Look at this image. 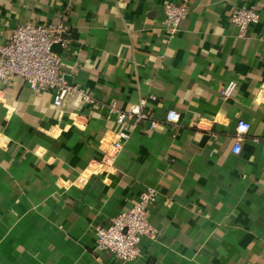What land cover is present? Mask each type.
<instances>
[{
  "label": "crops",
  "instance_id": "1",
  "mask_svg": "<svg viewBox=\"0 0 264 264\" xmlns=\"http://www.w3.org/2000/svg\"><path fill=\"white\" fill-rule=\"evenodd\" d=\"M168 2L190 8L174 36ZM253 4L241 35L231 12ZM27 22L65 23L61 70L95 102L0 80V264H264V0H0V44ZM142 99L157 126L131 119L113 153L119 112ZM147 186L142 256L95 249Z\"/></svg>",
  "mask_w": 264,
  "mask_h": 264
},
{
  "label": "built area",
  "instance_id": "2",
  "mask_svg": "<svg viewBox=\"0 0 264 264\" xmlns=\"http://www.w3.org/2000/svg\"><path fill=\"white\" fill-rule=\"evenodd\" d=\"M164 10L168 33L174 36L188 16L190 8L186 2H168ZM230 19L238 27L240 34L245 35L249 25L258 23L261 15L258 6L253 4L233 9ZM68 32L69 29L63 22H27L17 26L9 39L0 44V80L11 81L15 76H21L35 93L51 91L56 106L63 105L66 99L76 95L81 96L85 102L94 103L95 98L86 89L66 79L61 70L62 56L53 50L57 43L67 46L68 41L63 34ZM236 86L235 81H230L221 91V96L226 99L231 97ZM149 98L154 99V96ZM146 102L147 99H142L140 104L119 112L117 122L122 128L116 133L112 145L113 153L120 151L129 139L128 123L131 119L148 120L152 128L157 126L158 121L150 117L144 109ZM166 118L168 121L178 122L180 114L172 109L167 112ZM250 127L247 121L238 122V141L233 148L234 153H240L241 135ZM157 196L158 190L147 186L130 209L112 218L107 225L97 226L95 249L109 251L123 261H133L141 257L142 238L155 235L150 216Z\"/></svg>",
  "mask_w": 264,
  "mask_h": 264
},
{
  "label": "water",
  "instance_id": "3",
  "mask_svg": "<svg viewBox=\"0 0 264 264\" xmlns=\"http://www.w3.org/2000/svg\"><path fill=\"white\" fill-rule=\"evenodd\" d=\"M59 46H61L60 43H57L53 46V50L56 51V52H60L61 50H59Z\"/></svg>",
  "mask_w": 264,
  "mask_h": 264
}]
</instances>
